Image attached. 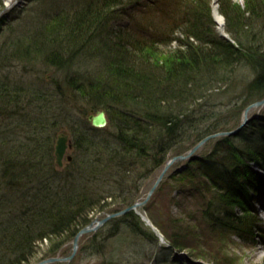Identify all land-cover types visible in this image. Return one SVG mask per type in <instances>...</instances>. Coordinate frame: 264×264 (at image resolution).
<instances>
[{"label":"rangeland","instance_id":"obj_1","mask_svg":"<svg viewBox=\"0 0 264 264\" xmlns=\"http://www.w3.org/2000/svg\"><path fill=\"white\" fill-rule=\"evenodd\" d=\"M7 1L0 0V85L4 79L10 82V87H20L21 95L15 110L12 108L15 117L9 122L6 118L7 123L0 125V132L6 131V135L10 133L11 136L14 132L8 147L0 146V168L8 158L13 163L9 172L14 175H7L13 183L6 187L0 171V188L4 186L0 189V197L9 191V196L0 203V238L9 231L3 232L4 226L21 222L19 216L14 217L19 214L20 204L11 203V198L14 201L23 197L24 201L29 200L30 204L25 201L29 206L35 197L46 201L47 194L59 193L60 188L63 192L73 193L79 188L77 182L80 186L89 184L88 178H93L95 173L93 179L99 181L95 186L96 199L101 203L112 201L108 198L110 193L129 203L134 195L138 201H145L170 158L186 154L208 131L236 129L243 119L245 107L253 100L250 89L256 74L247 62L236 63L231 72L216 71V63L211 62L207 74L204 72L198 78L195 76L196 79L191 77L194 80L189 79L194 81L190 90L196 91L190 109L193 107L192 110L199 113L196 115L198 120L188 121L190 125L184 123L186 132L165 155H160L158 162L164 161L160 166L153 167L152 152L142 156L141 160L137 159L136 152L132 158L123 154L118 156L120 159L112 160L111 152L120 146L115 138V123L119 120L107 113L108 126L93 128L89 116L104 107H100L97 96L84 97L80 91L82 84L99 80L113 82L117 65L125 66L126 57L129 66L133 62L136 67L139 60L143 63L150 60L160 66L172 55L169 52L174 53L172 49H183L177 37L186 38L183 36L185 22L182 25L180 22V16L184 15V0H13L9 5ZM191 1L203 9L198 15L211 30L212 38L230 42L232 38L226 26L232 22L240 27L245 21L242 30L249 36L248 42L255 49L261 47L262 44L257 46L256 41L262 39L258 37L264 33V19L259 21L257 16L244 13L248 10L246 0L225 1L226 16L231 21L223 15L219 0H185L187 5ZM254 3L250 2V5ZM145 37L149 45L153 44L151 51L141 48L136 53V50L125 49L130 42ZM189 37L194 44L199 43ZM247 39L241 42L246 43ZM232 42L236 47L237 44ZM164 70L166 68L160 67L153 74L157 76L155 80L163 76ZM149 75L145 73V77ZM257 114L263 116L264 107L253 110L249 116ZM91 128L93 130H89ZM62 133L68 137V149L63 165L59 167L55 147ZM217 141L219 138L204 143L197 151L198 157L210 154ZM99 157L102 159L98 160ZM119 162H122L121 167ZM191 163L189 160L172 164L149 199L133 208V219L140 221L144 235L127 231L130 227L123 228L121 223L122 228L112 229L108 223L114 219H110L98 229L84 234L73 255V239L65 232L73 229L77 224L74 222L48 238L37 239L39 232L32 231L34 240L29 238L32 245L25 246L23 257L14 260L17 251H22L11 245L10 257L0 264H36L48 258L72 255L71 259L49 264H264V188H259L256 195L261 196L263 203L251 199L246 215L243 207L230 210L234 211V216L219 210L232 227L242 224L243 231L226 226L221 230L208 221L215 203L211 193H217L219 189L216 183L200 175L196 161ZM190 164L192 172L180 176L179 173ZM85 173L88 178L84 177ZM121 202L102 212H92L94 208L83 210L76 216V221L86 217L92 221L100 220L108 212L134 204L126 206L127 201ZM220 205L221 211L227 208ZM24 221L36 225L32 218ZM162 227L175 243L164 235ZM250 229L252 233H249Z\"/></svg>","mask_w":264,"mask_h":264},{"label":"trees","instance_id":"obj_2","mask_svg":"<svg viewBox=\"0 0 264 264\" xmlns=\"http://www.w3.org/2000/svg\"><path fill=\"white\" fill-rule=\"evenodd\" d=\"M225 1L226 0H221L220 2L219 0L221 11L227 20L231 21L229 17L226 16V9L224 7ZM260 1L262 2L246 0L245 5L248 6V10L245 9L244 13L249 12L253 17L257 16V20L260 18L259 21H262L264 19V1ZM250 2L255 3L251 6ZM179 4L181 5V1H179ZM182 4H185L182 6L184 7V15L180 16V22L181 25L183 21L185 22L183 36L186 38L183 40L177 37V40L179 39L181 47L184 46L183 49H172L174 53L169 52L172 55L170 57L166 55L168 58L160 66L153 64V62H149L150 60L145 61V63L139 60V63L136 62V67H133V62L130 61L131 65L129 66L127 65L128 58L126 57L124 58L126 62L125 66L122 63L117 65L116 77H112L113 82L102 80L90 81L88 84L83 83V81L80 82V84L83 83L82 90L80 91H82L84 97L97 96V102L100 107H104L111 117H117L119 120V122L115 123V138L120 143V146L113 149L111 152L112 160L120 159L118 156L123 154L124 156L129 155V157L132 158L136 153L137 159L141 160L142 156H148V153L152 152L153 167L157 168L160 166L159 164L164 162H158L160 155H165L186 132L184 123L190 125L188 121L198 120L196 115L199 113L192 110L193 107L190 109L192 106L191 103L195 100L196 92L195 90L192 91L193 89L190 90L191 83L194 82L190 80H194L191 77L195 78L196 76V78H198L204 72L206 73L207 69L209 70L208 66L212 65L211 62H214V64L216 63V71H218V69H223V72L233 68L236 63L239 64L241 61L247 62L256 74L255 81L250 89V96H252L253 100L249 102V104L264 97V33L258 37L262 38L261 40H255L256 45L262 44L260 48L257 47L255 49L252 43L248 42L247 38H249V36L247 37V34L242 30L245 29L243 25L245 21H242L244 23L240 27L238 24L229 22V25L226 26L225 29H227L226 31L229 33L230 37L237 44L235 47L233 43L225 41L224 39H215L211 37V30L208 29L209 27L206 25L205 21L203 19L201 20V16L199 17L198 15V12L203 10L199 7L200 5L196 2L194 5L192 1L191 4L187 5L185 0L182 1ZM192 6L199 9L194 10ZM189 36L199 41V43L194 44L189 40ZM246 39V43L241 42ZM136 40L138 41L136 42ZM130 43L131 45L126 46L127 48L125 49L136 50L134 51L136 53L140 51L141 48L146 51L153 47V44L149 45L146 37L141 39L137 38ZM144 43L147 45H144ZM166 44L169 45L167 42ZM253 44L255 45V43ZM157 48L158 47L154 48V50ZM160 67H164L166 70H164L163 76H159V78L155 80L157 76L154 77L153 74L159 71ZM200 67L205 68L201 69ZM216 71L213 72L216 74ZM145 73H149L150 75L145 77ZM70 83L75 84V81L70 80ZM76 85H78V82ZM0 90V120H2L0 125H5L7 123L5 121L6 118L9 122L11 118L15 117L13 110H15L16 101H19L21 88L15 87V85L10 87V82L3 79L1 81ZM177 106L179 107L177 108ZM11 112L14 114H11ZM248 128L253 130L250 131L249 129H245L237 136L219 139L210 154L206 157H198L195 160L196 164L200 166L198 167L200 175L209 182L216 183L215 185L220 190H218L217 193H211L212 197L215 199V203L212 204L213 207H211V212L208 215V221L211 222L214 227H218L221 230L226 226L229 229L237 228L243 231L242 224L238 226L233 225L232 227L228 221L222 218L221 213H230V216H234V213H232L234 211L230 210L243 207V214L246 215L249 211L251 199L254 200L251 193H257V188L262 186L251 166V162H257L264 167V118L253 120ZM89 130L93 129L91 128ZM208 133L210 134L212 132L208 131ZM208 133H204V136ZM6 134V131L0 132V146H4V148L8 147L14 138V132L12 136L10 133H8V135ZM83 139L85 138L83 137ZM91 142L93 143V141ZM112 154H114L113 157ZM101 159L102 158L99 157L98 160ZM109 160L108 158V161ZM195 161L193 160L191 164H194ZM191 164L181 171L183 173H179L180 176L192 172ZM2 165L3 168H0V171L3 172L1 181L4 186L9 187L12 185L13 179L7 178V175L14 176L9 172L13 163L9 162L7 158L2 162ZM118 166L121 167L122 162H119ZM117 170H119V168ZM119 173L120 172H118V174ZM86 175L87 173H85L84 177L88 178ZM95 175H97V173H95ZM95 175L93 178L96 177ZM15 176H18L17 173H15ZM93 178H88L89 184H87V182L84 186H80L77 182L79 188L73 193L63 192L60 188L59 193L56 191L52 195L47 194L46 201H44L45 198L42 200V198L35 197L33 200L34 203L29 206L26 204L29 200H25V202V198L23 197L14 201L11 198V203L17 204V206L20 204L19 207L21 209L18 212L19 214L14 215V217L19 216L21 222L18 224L14 223L12 226L9 224L2 228L4 229L3 232L6 231L5 229L9 231L5 232L0 238V262L10 257L8 253L11 252L9 249L11 245L15 246L16 249L19 247L18 250L21 249L22 251H17L16 258L13 259L17 260V258L23 257L26 250L25 246L31 247L32 245V240H29V238H31L33 232H39L37 239H41L44 236L48 238L57 235L63 228L65 229V227H68L71 223L76 222L77 224H75L71 231L65 232L73 239L80 229L90 223L91 219L89 217L82 218L81 221L80 219L76 221V216L83 210L94 208L92 212H102L111 205L122 203L121 201L123 200L127 201L126 206L136 201L135 195L131 198L133 202L131 201L129 203L128 200L120 198V196L118 197V195L114 193H110L108 195L109 197H107L112 201L107 202V204L101 203V201L96 199L98 193L95 186L99 181ZM81 180H83V178H81ZM2 187L0 189H2ZM18 189V191L21 190L20 188ZM4 193L3 197H0V203H2L5 197L9 196V191ZM216 194L217 199L215 198ZM220 203L227 207L222 209L223 212L220 209ZM28 204H30V202ZM123 208H125V206L119 207L118 210ZM131 212L132 211L124 215V217L115 218L108 223V225H112V229L115 227L120 229L122 226L123 228L129 226L130 228L126 229L127 231H131L136 235H144L145 231H142L140 221L137 220V218L134 220V214L132 215ZM31 218L36 225L33 226L32 223H30L31 225L27 224L29 222L25 223L24 220L29 221ZM162 228L164 235L167 236V232L164 230L165 228ZM114 233L109 236L112 237ZM249 233H252L251 229ZM153 236L158 239L157 235L154 234ZM167 237L169 238V236ZM170 238V241L176 242L174 241L175 239ZM31 239H33V237ZM179 247L183 248L182 244H179Z\"/></svg>","mask_w":264,"mask_h":264},{"label":"water","instance_id":"obj_3","mask_svg":"<svg viewBox=\"0 0 264 264\" xmlns=\"http://www.w3.org/2000/svg\"><path fill=\"white\" fill-rule=\"evenodd\" d=\"M262 106H264V98L250 104L249 106H247L245 108L243 122L238 128L231 130V131H221V132L210 134V135L204 137L202 140H200L188 153L183 154V155L174 156V157L170 158L168 160V162L166 163L162 173L158 177L155 185L150 190L149 195L146 198V200L149 199V197L154 192L157 185L161 182V180L163 179V177L165 176L166 172L169 170V168L172 164H174L175 162H179V161L189 160L204 143H206L207 141H209L211 139H215V138L223 137V136H235V135L239 134V132L243 129V127L245 125H247L249 122V118H248L249 112L252 109L259 108ZM89 119L91 120L93 126L97 127V128H103L108 124V118H107L105 110L99 111L96 115H90ZM66 152H67V138L65 137V135H60L57 139V143H56V147H55L56 162H57L59 167H62V165H63V160H64ZM68 159L71 160L70 157H68ZM146 200L143 202H140V203H136L133 206L127 207L121 211H118L115 213H110L106 217H104L103 219H100V220L96 219V220L92 221L88 226L81 229L78 232V234L75 236L74 241H73V250H74L73 255L75 254V251L78 247L79 239L82 235H84L90 231L98 229L100 226L104 225L110 219L120 217V216L128 213L129 211H131L133 208L137 207L138 205L144 204L146 202ZM148 224H149V222H148ZM72 256L69 259H71ZM65 259L66 258L53 257V258H48V259H45L43 261H40L37 264H49L51 262L62 261Z\"/></svg>","mask_w":264,"mask_h":264},{"label":"bare ground","instance_id":"obj_4","mask_svg":"<svg viewBox=\"0 0 264 264\" xmlns=\"http://www.w3.org/2000/svg\"><path fill=\"white\" fill-rule=\"evenodd\" d=\"M7 2H8V5H9V4H12L13 0H8ZM240 132H241V131H240ZM235 136H236V135H235ZM65 137L67 138V144H68V137H67V135H66Z\"/></svg>","mask_w":264,"mask_h":264}]
</instances>
